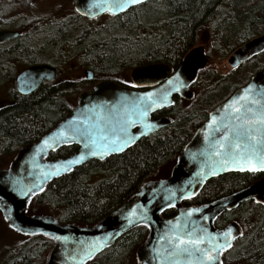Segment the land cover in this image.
Instances as JSON below:
<instances>
[{
  "label": "trees",
  "instance_id": "16d2710c",
  "mask_svg": "<svg viewBox=\"0 0 264 264\" xmlns=\"http://www.w3.org/2000/svg\"><path fill=\"white\" fill-rule=\"evenodd\" d=\"M30 1L0 0V29L23 24L13 25L10 19L4 18H8L6 12L9 9L20 4L27 7ZM71 8V14L65 20L56 18L60 20L58 31L52 33L47 26L39 25L38 39H49L51 46L48 48L53 50L55 57H62L63 48L70 45L65 42H70L77 50L71 54L82 61L78 54L83 35L82 17L75 13L73 2ZM147 9L152 13L149 17ZM128 19L130 37L125 33ZM121 20L125 23L122 26ZM112 22L113 25L108 23L103 27L101 47L94 40L86 43L89 65L107 77H112V70L128 60L131 68L146 59L180 57L206 24L214 45H220L219 51L264 33V0H148L130 8L119 19L120 23ZM62 25L67 28L65 34L61 31ZM117 28L124 30L120 39L117 31L111 32ZM12 46L5 48L0 44V90L6 86L5 90L13 101L0 106V144L2 150L12 148L15 154L18 148L39 139L69 115L76 104L74 100L80 93L81 83L74 80L43 81L28 94L17 93L10 85L14 79V65L47 59L28 57L30 60H27L20 57L25 54L20 47ZM1 72L6 74L1 77ZM228 78L215 69L206 68L197 80L201 87L199 92L189 101L188 110L177 115L172 126L140 140L120 154L101 160L91 159L51 180L30 199L26 212L51 214L60 223L91 225L124 202L145 181L166 177L196 123L232 90L234 82ZM75 147L63 146L50 152L47 158L66 156ZM258 177L253 173H227L211 178L197 195L183 200L182 204L208 202L242 188ZM174 213L175 209L171 208L162 215ZM230 220L240 226L242 235L222 254V263L264 264V205L254 200L243 202L233 210L222 212L214 224L220 228ZM147 232L143 225L133 227L85 264H139L135 251L145 240ZM14 233L17 238L0 248V264H45L53 240L41 234Z\"/></svg>",
  "mask_w": 264,
  "mask_h": 264
},
{
  "label": "water",
  "instance_id": "95a60500",
  "mask_svg": "<svg viewBox=\"0 0 264 264\" xmlns=\"http://www.w3.org/2000/svg\"><path fill=\"white\" fill-rule=\"evenodd\" d=\"M146 1L148 0H144V2ZM89 2L90 0H74L73 7L76 12L78 8L85 11ZM77 13L79 14V12ZM102 14L104 13H98L94 17ZM81 16L94 18L88 15ZM18 35V30L1 29L0 42ZM263 50L264 33H261L238 46L228 56V65L232 68L236 67L252 55ZM206 62L201 46L192 48L184 55L177 68L183 73L182 80L186 82L187 86L181 88L180 91L171 92L162 107L172 103L174 94H179L188 99L191 98L192 94L188 90V85L196 80L198 71ZM149 69L153 71H145ZM185 69L187 70L185 71ZM55 74V69L45 64L27 66L19 71L15 77L16 89L20 94H28L37 88L43 79L51 80L55 77ZM131 76L134 83L138 85L137 87L150 86V89L145 92H162L168 87L167 80L170 76V69L162 64L142 65L133 68ZM249 85L252 86L251 92L246 91ZM145 92L125 88L112 81H102L96 84L92 90L81 92L77 96L76 104L69 115L39 139L23 145L10 164L6 168L0 169V212L8 227L17 233L21 235L41 234L53 240L45 264H85L97 253L112 245L123 233L139 225H143L148 229L145 240L135 251L139 264H198L196 258L198 254L195 253L191 258L187 254H182L179 258L168 256V252L172 249L169 240L174 244L176 236L187 238L188 233H191L193 238L203 235L206 240L209 235H216L217 241H219L218 234L232 228L236 237L231 240L233 245L242 233L240 226L232 220L223 227L218 228L214 224L216 218L222 212L233 210L246 201L260 200L262 201L260 204L264 205V172H257L262 175L254 182L208 202L196 205L182 204L183 200L197 195L210 178L239 172L218 167L215 163L218 158L211 155V153L216 141L227 131L223 128V124H235V120L229 116L230 109L224 107L225 105L230 104L232 100L238 99L241 95L248 96L249 100L259 99L264 103L263 68L253 74L246 84L234 90L227 99L217 104L209 112L206 121L195 130L185 143L167 177L145 181L124 202L94 224L60 223L51 214H28L26 210L30 199L40 193L48 182L71 172L75 167L91 159L101 160L99 157L88 156L83 162L72 165L71 170H66L63 168L64 162L84 151L83 143H61L55 150H52L50 147L43 146L42 141L58 131L73 117L83 119L90 116L91 114L87 109L92 105H98L101 102L115 104L122 96L130 99L133 95L139 96ZM258 93L261 94L258 95ZM242 103L244 102L240 101L237 106ZM162 107L149 112L148 121L156 127L148 134L171 122L168 117L150 119V114ZM252 107L255 110L258 106L253 105ZM212 117H216L218 121L223 122L218 126L220 131L215 130L217 126L209 127ZM136 127H138L136 131L132 132V128L130 131L135 134L143 131L139 125ZM147 135H141L139 138ZM70 145L76 146L70 154L52 159L47 158L50 152ZM39 148H43V151H37ZM107 156L109 155L105 157ZM56 168H59V172L55 175L51 174L56 171ZM213 169L215 174H211ZM30 189L31 192H29ZM21 190L28 194H21ZM171 208L175 209L173 215H162L163 211ZM134 209L137 210V215L129 217L134 221L129 223L126 217ZM189 209H200L201 211L188 216ZM141 216L144 219H141ZM204 216L209 217V219L204 220ZM56 236L61 237V239H54ZM93 245H97L98 250L93 251ZM204 246H210V243L202 245V247ZM222 254L218 256L220 264H223Z\"/></svg>",
  "mask_w": 264,
  "mask_h": 264
},
{
  "label": "snow or ice",
  "instance_id": "6c2138e0",
  "mask_svg": "<svg viewBox=\"0 0 264 264\" xmlns=\"http://www.w3.org/2000/svg\"><path fill=\"white\" fill-rule=\"evenodd\" d=\"M143 3L144 0H90L85 11L78 8L77 12L89 17H94L98 13L118 17L122 13H127L130 8ZM182 75L183 73L178 68L173 67L170 69V76L167 80L168 87L162 92H145L143 95H133L130 99L122 96L115 104L101 102L98 105H92L87 109L90 116L83 119L73 117L58 131L44 139L42 145L55 150L61 143H83L84 151L64 162L63 168L66 170H71L72 165L83 162L88 156L104 159L106 155L124 151L135 143L139 136L147 135L154 130L156 126L148 121L149 112L162 107L171 92L180 91L181 88L187 86L182 80ZM130 86L136 88L138 85L132 83ZM251 90L252 86L249 85L246 91L251 92ZM240 101L244 103L237 106ZM253 105L258 107L253 110ZM224 107L230 109L229 116L235 120V124H223L216 117L211 118L210 128L217 126L215 130L220 131L218 126L223 124V128L227 130L213 146L211 155L218 158L215 163L224 170L253 174L264 172V103L259 99L249 100L248 96L241 95ZM137 125L143 131L139 134L132 133L130 129ZM37 151H43V148ZM58 172L59 168H56V171L51 174L55 175ZM211 174H215L214 169ZM21 194L27 195L28 193L21 190ZM261 202L256 200V203ZM200 211V209H189L187 215L191 216ZM136 215L137 210L134 209L126 219L129 223H133L134 221L129 217ZM141 219L144 217L141 216ZM203 219L208 220L209 217L204 216ZM218 236L219 241L216 235H209L207 240L203 235L193 238L191 233H188L187 238L176 236L174 244L169 240L172 249L168 252V256L179 258L182 254H187L191 258L195 253L198 254L196 257L198 264H220L218 256L232 247L231 240L236 237L232 228H228L226 232ZM54 239L60 240L61 237L56 236ZM209 243L210 246L202 247ZM95 250H98L97 245H93V251Z\"/></svg>",
  "mask_w": 264,
  "mask_h": 264
},
{
  "label": "flooded vegetation",
  "instance_id": "af4514ba",
  "mask_svg": "<svg viewBox=\"0 0 264 264\" xmlns=\"http://www.w3.org/2000/svg\"><path fill=\"white\" fill-rule=\"evenodd\" d=\"M25 7V6H24ZM75 10V9H74ZM130 10V9H129ZM128 10V11H129ZM127 11V13H128ZM75 13H77L75 11ZM78 14V13H77ZM126 13H122L120 14L118 17L117 16H112V15H109V14H102V15H99L97 17H94V18H88V17H84V16H81L82 17V31H83V35H82V39H81V47L80 49L78 50V54H79V57H82V61L80 60H77L78 57H75L74 54H71L72 52H75L77 50H75L74 48V45L70 42H65L66 44H70L69 46H65V48H63V55L62 57H55V54L53 53V50L50 51V47L48 48L47 45H45L43 42H42V46H40V44H38L39 42V39H38V31H39V27L38 25L36 24L37 22H39L38 20V17H31L29 18L28 21L24 20L20 26H13V27H10V28H4V29H13V30H18L19 31V35L16 36V37H13L11 39H8V40H5V41H1L0 44H4L5 48L8 47H11L12 45L15 46V48H18L20 47L21 50L24 51V56H20V57H26L27 60H30L28 59V57H39V55H41V53L45 56V57H48L47 60H41L39 61V63H28V64H23L21 70L27 66H30V65H36V64H45V65H48L50 67H53L55 69V77L51 80H46V79H43V81H52V82H60L61 80H74V81H77V82H80L81 83V87H80V93L81 92H84V91H90L94 88V86L102 81H112L114 83H116L117 85H120L122 87H125V88H129V89H132V90H135V91H147L148 89H150V86H144V87H136V88H132L130 85L132 83H134L133 79H132V76H131V71L133 68L137 67V66H142V65H150V64H162L166 67H168L169 69H172L173 67H178L179 63L181 62V60L184 58V55L190 51L192 48L194 47H198V46H201L203 48V53L205 55V58L207 60L206 64L198 71V75H197V78L194 82H192L191 84L188 85V90L191 92L192 96L191 98H184L182 97L181 95L179 94H174L172 96V103L168 106H165V107H162L161 109L159 110H156L154 112H152L150 114V119H155V118H159V117H168L170 118L171 122L163 127H161L160 129H158L157 131L155 132H152L150 134H148L147 136H143L141 138H139L138 140L135 141V143L139 142L140 140L142 139H145V138H149L151 135L157 133L158 131H161L162 129L166 128V127H169V126H172L173 125V122L175 120V118L177 117V115H179L181 112L183 111H187L188 109V106H189V101L193 99V96H195V94H197L199 92V89L201 88L199 85V83L197 82L198 80V77L200 75V73L205 70L206 68H212V69H215L212 64H213V61L218 58V57H215L218 52L221 54V51H219L220 49V45L216 46L214 45L213 43V37H212V34H211V31H210V28L208 27V25L206 24L205 26H203V28L206 30V32L208 33V42L206 44L204 43H198V35L200 33V30H198L197 34H196V37H195V40L190 44V46H188L182 53V55L180 57H167V58H162V59H151V60H148L146 59L143 63H140L134 67H131L130 68V60H128L127 63H122L120 64L119 68L116 69V70H112L113 71V78L112 77H107V75H103L102 73L101 74H98L96 72V70H94L93 67H91V65H89L88 63V53H87V50H86V43L89 42L90 40H94L93 42H96L98 44L99 47L102 46V43H103V27L105 26V23H103V21H101V18L102 16H107L108 19H113L118 21V23H120L122 25H124V21L121 20L119 22V19H121L123 16H125ZM79 15V14H78ZM67 15H64L62 17L63 20H65L64 18L66 17ZM128 22L126 23L128 28L127 30L128 31H125V33L127 32V37H130V19L127 20ZM35 23V24H34ZM117 27V26H116ZM110 28H108L107 30L109 31ZM1 30V29H0ZM202 30V29H201ZM117 31V33L119 34V38L120 39L122 36H124V30L122 29H118L115 30V31H112L113 33H115ZM66 33V31H64V34ZM111 34V33H110ZM118 37V36H116ZM117 39V40H118ZM129 39V38H127ZM250 39V38H249ZM45 41V40H44ZM47 42H50L49 39L46 40ZM66 41V40H65ZM247 41V40H246ZM245 42V41H244ZM242 42V43H244ZM242 43H239V44H236L230 51V53L228 54V56L238 47L240 46ZM12 46V47H13ZM41 49V50H40ZM264 51V50H263ZM262 51V52H263ZM257 53V54H254L252 55L251 57H249L247 60H245L244 62H242L241 64H239L238 66L236 67H230L228 65V62H227V58L228 56L226 57V62H227V65L229 67L231 71V75H233V72L237 71L245 62H248V61H252L255 62L256 64H259L257 62V57L259 55H261V53ZM41 55V56H43ZM55 57L54 60H51ZM256 57V58H255ZM255 58V59H254ZM23 62V61H22ZM75 66L77 70H81L82 71V76L80 78H73V77H70L68 76L69 75V72H71V69L72 67ZM95 67V66H94ZM101 67V66H99ZM97 67V68H99ZM102 68V67H101ZM264 67H260L259 70L263 69ZM20 70V71H21ZM105 70V69H104ZM216 70V69H215ZM257 70V71H259ZM217 71V70H216ZM257 71L251 73L250 75L247 76V79H245V81L241 84H236L237 82V77L235 76V79L236 81L234 83H232V90L229 92V94L222 100L224 101L225 99H227L232 93L234 90H236L238 87H241L243 86L244 84H246L248 82V80L250 79V77L255 74ZM13 72V81H11V86H13L14 90L19 93L16 89V85H15V77L18 73H16V75L14 76V70L12 71ZM11 72V73H12ZM218 72V71H217ZM100 73V72H99ZM229 74V76H231ZM12 76V75H11ZM41 82V83H42ZM127 82V83H125ZM40 83V84H41ZM39 84V85H40ZM38 85V86H39ZM36 89V88H35ZM79 93V94H80ZM20 94V93H19ZM78 94V95H79ZM9 95V94H7ZM10 96V95H9ZM11 98V96H10ZM176 100V101H175ZM220 101V102H222ZM220 102H218L217 104H219ZM13 101H12V98H11V101L8 103V104H12ZM8 104H5V105H8ZM215 104L214 106H212L207 112H206V117L203 118L201 121H198L196 123V125L194 126V128L192 129L191 131V134L189 135L187 141L190 139V137L193 135V133L195 132V130L202 124L206 121L207 117H208V114L209 112L217 105ZM5 105H1V106H5ZM138 129V127H134L132 128V132L136 131ZM186 141V142H187ZM133 143L130 147L126 148L124 151H126L127 149L133 147V145L135 144ZM185 145V144H184ZM183 145V147H184ZM22 147V146H21ZM20 147V148H21ZM18 148V150L20 149ZM11 149L12 148H8L7 150H2L1 149V144H0V155L3 154H13V151L11 152ZM183 149V148H182ZM18 150L15 152V155L14 157L16 156ZM122 151V152H124ZM182 151V150H181ZM180 151V152H181ZM121 152V153H122ZM120 154V153H119ZM112 155V154H111ZM110 156V155H109ZM13 157V158H14ZM12 161V158L11 160L9 161L8 165L10 164V162ZM176 162V161H175ZM7 165V166H8ZM174 165V164H173ZM172 165V166H173ZM6 168V167H5ZM172 168V167H171ZM171 170V169H170ZM170 173V172H169ZM233 173H248V172H233ZM255 174H258V178L261 177V173H255ZM169 175V174H168ZM167 175V176H168ZM166 176V177H167ZM161 178H164V177H161ZM215 178V177H214ZM211 179V178H210ZM1 213V212H0ZM2 215V214H1ZM3 217V216H2ZM4 219V218H3ZM232 221V220H230Z\"/></svg>",
  "mask_w": 264,
  "mask_h": 264
},
{
  "label": "rangeland",
  "instance_id": "374dc122",
  "mask_svg": "<svg viewBox=\"0 0 264 264\" xmlns=\"http://www.w3.org/2000/svg\"><path fill=\"white\" fill-rule=\"evenodd\" d=\"M72 2L73 0H31L29 6L27 7L26 6L24 7V5L20 4L18 6H15L14 8L9 9L6 12L8 13L7 14L8 18H4V19H10L13 25H17V24H21L24 20L28 21L29 18L37 16L39 22H37L36 24L38 26L41 25L42 27L47 26V29H50V32L53 33L59 30L60 23L58 21L60 20L56 18H62L64 15L68 16L69 14H71ZM146 11H148L147 16L149 17V15L152 14L151 10L147 9ZM101 21H103L105 25H107L108 23L113 25L112 22L113 19H108L107 16L105 15L102 16ZM66 30H67L66 26L62 25L61 26L62 33ZM208 38L209 36L206 30L205 29L200 30V33L198 35V43L200 42L206 44L208 42ZM44 40L38 41L39 42L38 44L42 46L43 45L42 42H43L47 46L50 45L49 42L46 41L47 39ZM232 48H226V50H222L221 54L218 52V54L215 56L218 58H216L213 61L212 66L218 71V73L222 75L229 76V74L232 71L229 69L226 62V57L228 56ZM41 55L43 54L41 53ZM41 55H39V57L42 59L48 58L45 57L44 55L43 56ZM39 57H35V58H39ZM54 59L55 57L51 60ZM257 62L259 64L253 62V60L245 62L237 71L233 72V75L230 74L231 76H229L228 80L235 82L236 81L235 76H236L237 77L236 84L243 83L245 79H247L248 75L259 70L260 67H264V53H261V55L257 57ZM22 66L23 63L21 64L16 63V65H14V69H13L14 76L16 75V73H18L21 70ZM3 73L6 74V72ZM3 73L1 74V77L4 75ZM68 76L73 78H80L82 76V71L77 70L76 67L73 66ZM5 88L7 87L4 86V88L0 90V106L8 104L11 101V98L9 95H7ZM75 100H74V104L76 102ZM3 153L2 155H0V169L7 167L9 161L11 160V158L13 159L15 155V154H3ZM163 173L164 172H160V174ZM14 232H15L14 230L8 227L2 215H0V248H2L5 244L9 243L13 239L17 238V235Z\"/></svg>",
  "mask_w": 264,
  "mask_h": 264
}]
</instances>
